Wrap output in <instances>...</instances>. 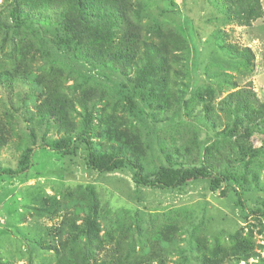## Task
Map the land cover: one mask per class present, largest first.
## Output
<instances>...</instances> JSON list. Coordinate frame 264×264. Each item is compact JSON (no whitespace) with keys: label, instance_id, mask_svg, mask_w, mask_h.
I'll return each mask as SVG.
<instances>
[{"label":"rangeland","instance_id":"rangeland-1","mask_svg":"<svg viewBox=\"0 0 264 264\" xmlns=\"http://www.w3.org/2000/svg\"><path fill=\"white\" fill-rule=\"evenodd\" d=\"M259 1L262 16L240 26L224 15L225 0H135L134 21L145 30V42L160 51L166 47L167 52L149 78L163 77V91L149 105L137 96L138 116L115 90L132 85L135 66L113 70L107 59L94 58L90 63L69 59L46 41L42 49L52 57L45 56L36 41L31 52L36 58L33 74L57 78L74 100L79 129L86 126L102 144L108 128L126 133L135 140L131 153L143 149L140 163L147 174L159 166L206 167L217 176L231 166L236 178L243 172L256 175L258 180L243 191L245 207L234 191L222 195L225 184L213 190L207 178L174 190L144 188L135 184L128 168L92 171L81 147L72 155L52 152L46 145L60 134L35 115L41 90L23 82L0 85V116L12 134L0 150V264H53L55 253L48 248L59 246L61 239L54 229L65 217L80 229L68 241L80 249L90 247L98 258L114 245L115 236L123 234L122 242L136 253L152 244L166 247L167 264H204L203 246L241 240L252 246L257 257L226 259L224 264H264L258 260L264 258V218L255 213L264 203V118L253 124L247 136L251 122L247 117L237 121L223 105L239 89H251L264 103V0ZM7 7L0 0L5 23L0 30V65L4 67L19 58L14 50L25 43L19 31L12 32ZM48 24H40L41 31L52 39L56 25ZM31 30L25 27L22 34L35 40ZM144 63L141 55L135 60L138 68ZM80 104L87 108L85 118ZM226 130H234L231 137L222 135ZM247 146L259 152L241 156V148L245 152ZM27 149L33 154L25 173L10 177L1 172L14 171ZM87 219L93 225L84 229Z\"/></svg>","mask_w":264,"mask_h":264},{"label":"trees","instance_id":"trees-1","mask_svg":"<svg viewBox=\"0 0 264 264\" xmlns=\"http://www.w3.org/2000/svg\"><path fill=\"white\" fill-rule=\"evenodd\" d=\"M3 1L8 6L7 18L12 21L14 29L12 32L19 31L25 43L14 50L19 58L14 62L11 61L9 67L0 65V85L11 86L23 82L41 90L35 115L39 117V121L50 122L60 134L56 141L46 145L50 151L72 155L81 147L86 153L87 164L92 171L102 174L128 168L134 174L135 184L144 188L174 190L190 181L207 178L213 190H218L220 184H225L222 195L225 196L229 190H232L244 206L241 200L244 196L243 191L246 190L247 184L258 180L256 175L243 172L239 178H236L231 166L226 167L223 173L217 176L209 174V169L206 167L175 169L159 166L152 174H147L140 163V157L144 159L143 149L139 147L138 154L131 153L135 144L134 139L132 141L126 133L108 128L104 136V144L100 143L96 135L88 134L86 126L80 129L76 126L74 122V116L77 114L76 104L61 82L55 77L42 79L41 76L33 74V62L36 58L31 52L35 41L41 51L42 43L46 41L54 52L69 59L85 63H90L94 58L103 61L107 59L108 68L113 70H125L135 66L137 74L132 85L128 87L122 84L115 90L117 95L128 104L129 110L138 116L135 112L138 106L135 98L141 96V101L149 105V101L163 91V77L159 76L157 80L149 78L157 73L167 52L166 47L160 51L157 46L145 42L147 37L145 30L134 21L135 0ZM224 6V15L240 26L249 25L262 16L259 0H225ZM48 23L56 25L50 33L52 39L41 31L40 24ZM25 27L32 28L31 32L35 40L24 37L22 31ZM4 28L5 23L0 18V30ZM42 53L52 57L47 50H43ZM140 55L145 59V63L138 68L135 60ZM223 105L230 110L237 121L243 122L247 117V122H251V126L247 125V136L254 130L253 124L264 118V103L259 101L251 89H239L229 94L224 99ZM79 106L85 113V118L87 108L83 104ZM233 133L234 130H226L222 135L231 137ZM11 136L10 129L0 116V150L6 146ZM31 137L33 138L34 135ZM241 151L243 157H247L248 154L254 157L259 152L252 150L250 146L246 147L245 152L244 148H241ZM32 154L33 151L27 149L14 171L6 169L1 172L10 177L25 173L31 163ZM248 177L251 181H248ZM255 210L256 214L264 218V203L262 208ZM92 225L91 220L87 219L84 229L87 226L89 229ZM54 230L61 240L59 246L52 245L48 248L55 253L53 264H167L169 250L166 247L152 244L144 252L136 253L130 244L125 245L122 242L123 234L115 236L114 245L107 249L104 257L93 256L90 247L80 249L75 247L73 241H68L74 232L80 230L75 221L68 217H65ZM245 243L246 241L241 240L240 243L232 242L229 245L214 244L210 248L203 246L200 248V259L204 264H224L226 259L248 261L257 257L252 246L248 242ZM258 260L264 263V258L259 257Z\"/></svg>","mask_w":264,"mask_h":264}]
</instances>
